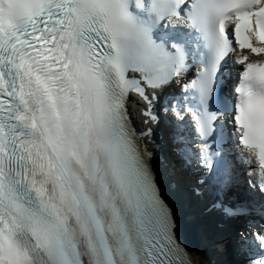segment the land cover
Here are the masks:
<instances>
[{"label":"snow or ice","instance_id":"snow-or-ice-1","mask_svg":"<svg viewBox=\"0 0 264 264\" xmlns=\"http://www.w3.org/2000/svg\"><path fill=\"white\" fill-rule=\"evenodd\" d=\"M243 50L264 54V0H0V264H200L193 240L264 264V59ZM193 210L247 223L228 240Z\"/></svg>","mask_w":264,"mask_h":264},{"label":"bare ground","instance_id":"bare-ground-1","mask_svg":"<svg viewBox=\"0 0 264 264\" xmlns=\"http://www.w3.org/2000/svg\"><path fill=\"white\" fill-rule=\"evenodd\" d=\"M192 224H193L194 228H199L198 224L196 222H192ZM192 244H193L194 248H198L199 249L198 251H194L193 252L194 256H195V260L199 261L200 264H209V262L211 261V258L209 256H207V255H203L202 254V252H203L202 245H199V244L195 243L194 240L192 241Z\"/></svg>","mask_w":264,"mask_h":264}]
</instances>
